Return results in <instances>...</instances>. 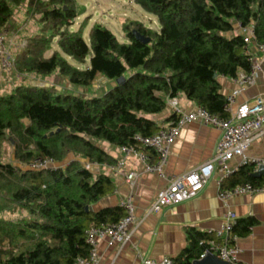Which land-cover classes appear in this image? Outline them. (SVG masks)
Listing matches in <instances>:
<instances>
[{
    "label": "trees",
    "instance_id": "obj_1",
    "mask_svg": "<svg viewBox=\"0 0 264 264\" xmlns=\"http://www.w3.org/2000/svg\"><path fill=\"white\" fill-rule=\"evenodd\" d=\"M134 3L156 17L158 31L126 20L121 25L125 42L120 43L94 24L86 43L83 27L70 30L84 12L75 0H0V31L10 25L16 8H26L27 17L37 16V32L25 37L26 46L14 57L16 73L37 80L56 73L82 89L99 77L111 82L90 97L50 86L19 83L4 90L0 85V213L26 214L16 221L0 219V264H75L77 258H88L89 226L117 223L124 211L120 206L92 211L114 185L106 174L85 169L83 163L115 165L117 160L101 144L119 149L134 146L137 136L154 135L167 99L183 96L227 119L217 78L234 79L251 66L237 26L251 27L255 42L264 44V0ZM133 31L149 42H138ZM175 121L171 114L164 122ZM143 152L151 162L156 160L151 150ZM7 154L18 165L5 162ZM37 158H51L59 167L27 169ZM253 172V166H241L227 178L228 188L261 186L262 178H253ZM251 224L250 219H236L232 233L243 236ZM209 239L189 229L188 246L174 264H192L206 249L199 243Z\"/></svg>",
    "mask_w": 264,
    "mask_h": 264
},
{
    "label": "crops",
    "instance_id": "obj_2",
    "mask_svg": "<svg viewBox=\"0 0 264 264\" xmlns=\"http://www.w3.org/2000/svg\"><path fill=\"white\" fill-rule=\"evenodd\" d=\"M248 52L253 57L260 59L259 71L253 85L241 90L235 98V102L231 106L233 111L239 104L250 102L255 98H264V55H261L253 44L248 47ZM217 81L221 87V93L225 97L238 88L232 79L219 76ZM177 100L179 108L184 111L195 107L183 96H178ZM171 114V111L167 112L166 110L160 117H157L159 127L169 123L164 121ZM218 139L219 131L210 126L199 123L186 124L170 147L163 177L144 172L142 165L134 157L125 161L122 171L137 173L131 187L125 183L121 172H113L107 165H94L90 168L96 174H106L114 185L113 192L92 206L93 212L120 206L128 193H132L135 207V226L131 240L123 246L109 245L104 239L97 240L98 264H140L142 256L155 261H160L163 258L173 260L188 246L187 231L189 229L208 235L214 233L220 229L228 211L235 213L237 221L243 223L246 219H250L252 222L245 235L236 236L235 245L239 250L237 264H264V191L255 194L235 195L222 202L218 195L221 190L229 189L228 181L227 179L221 180L218 174H214L208 185L196 198L159 213L149 212V207L157 192L166 188L173 178L181 176L207 161L211 157ZM105 150L117 161L121 160L122 155L119 149L107 146ZM248 155L264 158V136L254 141ZM239 163L240 159L235 157L229 164L231 167H237ZM260 178L264 185V175ZM12 212L25 213L23 210ZM218 261L213 254L207 253L194 260L192 264H221L219 263L221 261Z\"/></svg>",
    "mask_w": 264,
    "mask_h": 264
},
{
    "label": "built area",
    "instance_id": "obj_3",
    "mask_svg": "<svg viewBox=\"0 0 264 264\" xmlns=\"http://www.w3.org/2000/svg\"><path fill=\"white\" fill-rule=\"evenodd\" d=\"M4 32L5 30L0 31V74L5 73L8 76L14 67V61L6 48ZM237 32L243 37L246 53L250 56L251 66L248 72H239L232 79L238 88L226 96L224 111L228 114V118L223 119L212 115L199 106H195L189 111H184L179 108L177 98L167 99L166 106L175 115L176 121L160 127L150 137H135L136 144L119 148L122 155L121 160L117 161L113 166H108L113 172H121L125 183L130 187L133 185L137 173L134 171H122L125 161L130 157L138 160L144 172L163 177L170 147L179 137L181 129L186 124L199 123L219 131V139L211 157L194 169L173 178L166 188L158 191L149 207L150 213H159L196 198L205 189L214 174H218L221 180H224L233 175L241 166H253L255 172L260 166H264V158L248 155V151L254 141L264 136V98H255L250 102L237 105L234 111L231 110V106L240 91L253 85L255 76L259 71L260 59L249 54L248 47L253 44L256 50L261 55H264V44L255 42L251 27L241 28L237 26ZM24 46L25 42L20 45V48ZM1 79L2 77L0 76V81ZM144 148L151 150L154 154L156 158L154 162H151L150 156L143 152ZM235 157L240 159V163L237 167H231L229 163ZM94 165L96 164L83 163V167L89 170ZM58 167L51 158H37L26 166L27 169L33 171H53ZM263 191L264 185L253 187L250 184H244L231 189L221 190L218 198L225 202L235 195L255 194ZM120 207L124 211V217L117 223L99 226L91 224L89 226L86 232V243L90 247L89 256L86 259L77 258L75 264H98L96 255L97 240L104 239L109 245L117 246H123L131 240L135 226V207L132 193L127 194ZM25 216V213L19 212L3 211L0 213V219L6 221H16ZM235 221V213L228 211L224 216L220 229L209 234L212 238L199 243L206 246L200 257L211 253L221 262L237 264V256L239 254V250L235 245L237 237L232 233ZM140 264H174V262L170 258L155 261L149 257L142 256L140 257Z\"/></svg>",
    "mask_w": 264,
    "mask_h": 264
},
{
    "label": "rangeland",
    "instance_id": "obj_4",
    "mask_svg": "<svg viewBox=\"0 0 264 264\" xmlns=\"http://www.w3.org/2000/svg\"><path fill=\"white\" fill-rule=\"evenodd\" d=\"M78 5L84 8L83 14L78 17L71 26V31H76L79 28H82V38L88 43V33L91 27L94 24H98L101 27L109 30L117 39L118 42H125L121 25L126 20H132L142 23L146 28L158 31L159 26L154 17L151 14L144 12L138 5L134 3V0H75ZM26 8H16L14 10L15 17L10 22V25L5 29L3 33L5 36V45L8 50L9 55L14 61V57L26 46L25 37L30 36L37 32L38 24L37 16H26ZM25 42V46L20 48V45ZM57 49L53 45V50ZM51 51L47 52L45 55L48 58L51 55ZM88 62V60H87ZM79 66L77 64H74ZM86 66V65H85ZM80 67V66H79ZM11 72V73H10ZM9 72L7 76L5 73H1L2 77L0 85L4 89H12L19 83L32 84V85H41V86H50L54 87L57 91H62L67 94H71L78 97H90L96 96L99 93L98 90H104L108 85L111 84L110 81L104 78H97L93 83L92 87L87 89H82L74 85L69 84V82L63 77L54 74L53 76L47 79L37 80L32 75H21L16 73L13 69ZM128 73L126 74V76ZM123 81V78L116 83ZM184 98V97H183ZM167 112L170 110L167 109ZM101 146L107 149L106 144H101ZM10 154L5 155V162H10L17 164L13 161ZM18 165V164H17ZM8 211V210H5ZM3 212V211H2ZM10 212V211H9Z\"/></svg>",
    "mask_w": 264,
    "mask_h": 264
},
{
    "label": "water",
    "instance_id": "obj_5",
    "mask_svg": "<svg viewBox=\"0 0 264 264\" xmlns=\"http://www.w3.org/2000/svg\"><path fill=\"white\" fill-rule=\"evenodd\" d=\"M133 36L135 37V39L140 42L141 44H147L149 42V39L148 38H144L143 36H141L140 34H138L137 32L133 31L132 32ZM264 175V166H260L256 172H254L251 176L253 178H260ZM219 262V261H218ZM219 263H223V264H226L224 262H219Z\"/></svg>",
    "mask_w": 264,
    "mask_h": 264
}]
</instances>
